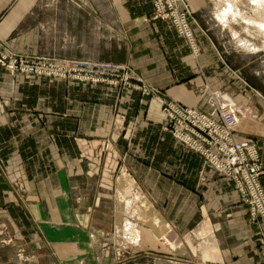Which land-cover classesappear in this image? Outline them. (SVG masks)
I'll return each mask as SVG.
<instances>
[{
  "label": "crops",
  "instance_id": "0c3cea01",
  "mask_svg": "<svg viewBox=\"0 0 264 264\" xmlns=\"http://www.w3.org/2000/svg\"><path fill=\"white\" fill-rule=\"evenodd\" d=\"M186 1L197 54L152 0H0V47L118 64L205 111L222 89L264 188V50L217 0ZM154 96L0 66V264H264L233 179L162 128Z\"/></svg>",
  "mask_w": 264,
  "mask_h": 264
},
{
  "label": "built area",
  "instance_id": "2783aa9c",
  "mask_svg": "<svg viewBox=\"0 0 264 264\" xmlns=\"http://www.w3.org/2000/svg\"><path fill=\"white\" fill-rule=\"evenodd\" d=\"M153 6V16L171 19L177 31L186 38L191 51L197 54L198 46L189 21L192 12L187 1L153 0ZM0 65L12 74L52 75L110 82H116L119 73L108 71V67L123 69L120 65L74 58L18 54L1 47ZM131 77L137 87L146 91V85L140 79ZM128 78L130 76H124V79ZM222 92L210 91L211 108L207 111L161 98L162 126L171 131L176 139L202 154L217 172L233 179L235 187L247 203L252 219L258 222L264 232V189L260 181L263 164L253 138L237 139L234 136V126L239 116L233 104H217V98H221Z\"/></svg>",
  "mask_w": 264,
  "mask_h": 264
},
{
  "label": "rangeland",
  "instance_id": "374dc122",
  "mask_svg": "<svg viewBox=\"0 0 264 264\" xmlns=\"http://www.w3.org/2000/svg\"><path fill=\"white\" fill-rule=\"evenodd\" d=\"M232 2H234V5L236 6V8L238 9V12L236 13V16H235V13L234 14H230L229 16V18L230 19H233V20H237V21H239L240 22V24H241V26H242V28H243V30L244 31H246L248 34H250V35H252V36H254V39H252V38H249V37H247V36H242L241 34H239L240 35V37H241V39L242 38H248V39H250L257 47H259V50H264V33H262V31L259 29V27H258V24H256V22H254L253 23V21H255L256 19H257V17L255 18V15H257L256 13H257V10H258V7H256V5H254V4H252V2H251V0H231ZM152 2H153V0H152ZM188 3V2H187ZM252 4V5H250V4ZM254 5V6H253ZM188 7H189V9H190V11L192 12V10H191V8H190V6H189V4H188ZM153 8H154V6H153ZM219 10V9H218ZM153 14H154V12H153ZM239 14V15H238ZM154 18H158V17H154ZM192 18H193V12H192V15H190V17H189V21H190V24H192L191 22H192ZM160 19H164V18H160ZM165 19H168V20H170L171 21V19H169V18H165ZM171 23L173 24V22L171 21ZM255 24V25H254ZM173 26L175 27V25L173 24ZM255 26H256V28H255ZM191 27H192V25H191ZM257 27H258V29H257ZM176 28V27H175ZM192 29H193V27H192ZM253 29V30H252ZM177 30V29H176ZM178 32V31H177ZM179 33V32H178ZM252 33V34H251ZM257 38V39H256ZM189 45V44H188ZM245 48V47H244ZM191 49V48H190ZM247 49V48H246ZM258 50V51H259ZM193 53V52H192ZM112 65H118V64H112ZM1 66V65H0ZM3 67V66H2ZM120 67V66H119ZM4 68V67H3ZM122 68H123V66H122ZM5 69V68H4ZM6 70V69H5ZM7 72H9L8 70H6ZM108 71H113V72H117V73H119V77H117V81L116 82H110V81H108V80H99V81H93V82H107V83H110V84H122V85H129V86H132L133 88H136V89H140L141 91H143V92H146V93H148V94H152L153 96L155 95V96H157L156 98L160 101V103H161V98H163V99H166V100H170V99H167V98H164V97H162V95L160 94V91H159V89L158 88H156V87H153V86H151L150 84H147V83H144L143 82V80L140 78V77H138V76H136V75H134L132 72H127L126 70H124V69H121V68H115V67H108ZM235 70H233V72H234ZM10 73V72H9ZM10 74H12V73H10ZM14 74H16V73H14ZM19 74H23V73H19ZM25 75V74H24ZM131 75L133 76V77H137L138 79H140L141 80V83H143V84H145L146 85V91L145 90H143L142 88H139V87H137L136 86V83H135V80L134 79H132V77H131ZM28 76V75H27ZM32 76H35V75H32ZM49 76H52V75H49ZM124 76H130V78H128L127 80L126 79H124ZM65 78H70V77H65ZM75 79H78V78H75ZM90 81V80H89ZM153 87V88H152ZM155 88V89H154ZM157 89V90H156ZM212 91H214V90H222V89H220V88H214V89H211ZM224 92H222L221 93V98L219 97V98H217V104L218 103H222V100H223V97H224ZM154 96V97H155ZM176 102V101H175ZM177 103H179V102H177ZM179 104H181V103H179ZM181 105H184V104H181ZM186 106H191V105H186ZM192 106H195V105H192ZM197 107V106H196ZM199 108V107H198ZM161 112H162V110H161ZM161 126H162V122H161ZM162 128H163V126H162ZM164 129V128H163ZM164 130H166V129H164ZM167 131H169V130H167ZM170 133H171V131H169ZM172 134V133H171ZM173 135V134H172ZM173 137H174V135H173ZM175 138V137H174ZM176 139V138H175ZM178 140V139H177ZM180 141V140H179ZM255 141V140H254ZM182 142V141H181ZM184 143V142H183ZM256 143V142H255ZM185 144V143H184ZM186 146H188L187 144H185ZM189 148H191L190 146H188ZM257 147V146H256ZM191 149H193V148H191ZM194 151H196V152H198L197 150H195V149H193ZM199 153V152H198ZM259 153V152H258ZM202 155V154H201ZM203 156V155H202ZM204 158V157H203ZM205 159V158H204ZM263 164V163H262ZM212 166V165H211ZM263 172V171H262ZM261 172V173H262ZM261 173H260V175H261ZM260 181H261V179H260ZM262 184V183H261ZM235 185V184H234ZM263 187V186H262ZM237 189V188H236ZM264 189V188H263ZM243 196V195H242ZM244 199V198H243ZM246 203V202H245ZM246 205H247V203H246ZM247 208H248V206H247ZM248 211H249V209H248ZM249 215H250V212H249ZM250 217H251V215H250ZM252 218V217H251ZM254 220V219H253ZM127 221L129 222V224H131V225H133L134 226V228L136 229V227H135V223L134 222H132L131 220H129L128 218H127ZM254 221H256V220H254ZM257 222V221H256ZM258 223V222H257ZM136 233H137V230H136ZM137 235H138V233H137Z\"/></svg>",
  "mask_w": 264,
  "mask_h": 264
},
{
  "label": "bare ground",
  "instance_id": "6f19581e",
  "mask_svg": "<svg viewBox=\"0 0 264 264\" xmlns=\"http://www.w3.org/2000/svg\"><path fill=\"white\" fill-rule=\"evenodd\" d=\"M217 1L219 2V5L221 3V5L223 6V8H221V16L223 17V19H225V17H228L230 14H234V13L236 16L238 9H236L234 2H232L231 0H217ZM251 2H252V4L256 5V7H258V10L256 13L257 15H255V18L257 17V19L255 21H253V23L256 22V24H258L259 29L262 31V33H264V0H251ZM252 4H250V5H252ZM219 16H220V14H219ZM258 27H257V29H258ZM255 28H256V26H255ZM235 36L237 38V41L239 43H241L243 47L251 48V49L259 48L253 42H251V40H249L248 38H247L248 40L246 38L241 39V37L237 33ZM129 235L131 236V234H129Z\"/></svg>",
  "mask_w": 264,
  "mask_h": 264
}]
</instances>
